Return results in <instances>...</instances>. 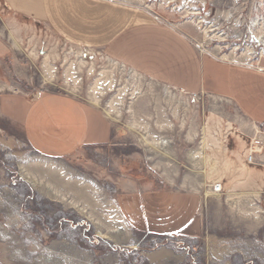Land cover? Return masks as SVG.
<instances>
[{
    "label": "rangeland",
    "instance_id": "374dc122",
    "mask_svg": "<svg viewBox=\"0 0 264 264\" xmlns=\"http://www.w3.org/2000/svg\"><path fill=\"white\" fill-rule=\"evenodd\" d=\"M127 2L183 24L201 52L241 62L264 59V0ZM13 22L14 15L0 3V28L12 32L8 25ZM23 39L20 53L7 59L11 80L36 95L59 89L73 66L80 94L108 115L115 138L103 147L50 158L29 145L19 126L0 116V264H264V240L243 230L226 191L205 198L204 232L197 239L134 232L115 203L118 190L133 186L126 180L159 186L145 161L148 152L158 149L154 143L164 129L173 139L164 137L165 146L187 151L181 137L191 127L213 123L229 130L232 109H217L218 102L207 96L160 88L96 51L67 45L44 24L34 23ZM248 48L253 53L242 59ZM50 55L54 60L48 62ZM50 64L58 74L52 82L47 81ZM260 139L249 141V148L254 145L264 156Z\"/></svg>",
    "mask_w": 264,
    "mask_h": 264
},
{
    "label": "crops",
    "instance_id": "0c3cea01",
    "mask_svg": "<svg viewBox=\"0 0 264 264\" xmlns=\"http://www.w3.org/2000/svg\"><path fill=\"white\" fill-rule=\"evenodd\" d=\"M0 3L15 17V22L8 25L14 31L0 28V116L19 126L37 153L66 158L84 148L109 145L115 138L108 115L80 94L73 66L66 69L59 89L36 95L22 91L11 80L7 59L20 53L23 34L30 32L34 23H41L67 45L96 51L160 88L207 96L218 102L217 109L233 111L228 115L229 130H222V126L220 130L213 123L204 128L191 127L181 137L187 151L178 152L157 143L169 137L164 129L155 141L158 149L148 152L145 161L146 170L155 173L159 186L142 187L129 179L125 183L132 182L133 186L117 191L115 203L129 229L165 237H201L205 198L218 194L214 185L220 183L228 203L236 205L243 230L264 240L263 152L255 154L253 163L248 161L249 141L262 138L264 126V59L241 62L201 52L183 24L127 1ZM13 35H20V40L12 39ZM53 58L50 55L48 62ZM47 69H52L47 79L52 82L58 74L51 64ZM15 72L18 74L17 69ZM164 120L160 122L168 125Z\"/></svg>",
    "mask_w": 264,
    "mask_h": 264
},
{
    "label": "built area",
    "instance_id": "2783aa9c",
    "mask_svg": "<svg viewBox=\"0 0 264 264\" xmlns=\"http://www.w3.org/2000/svg\"><path fill=\"white\" fill-rule=\"evenodd\" d=\"M261 131L264 133V126L262 127ZM256 153H259V151H257V149L253 146V148H251L250 154L248 155V161L250 163L254 162ZM214 191L217 193H221L222 192V185L220 183L215 184L214 185Z\"/></svg>",
    "mask_w": 264,
    "mask_h": 264
},
{
    "label": "bare ground",
    "instance_id": "6f19581e",
    "mask_svg": "<svg viewBox=\"0 0 264 264\" xmlns=\"http://www.w3.org/2000/svg\"><path fill=\"white\" fill-rule=\"evenodd\" d=\"M127 1H130V0H127ZM232 13V12H231ZM255 22H256V20H254ZM249 50H247L246 52H243V54H242V59H244L245 57H249L250 56V54H252L253 53V51H252V49L251 48H248ZM106 58V57H105ZM106 59H108V58H106ZM109 61H110V59H109ZM161 141L160 142H157V143H159V144H163V145H166V144H168V142H166L165 140V138L162 140V139H160ZM157 143H154V144H157ZM168 147H169V145H167ZM166 146V147H167Z\"/></svg>",
    "mask_w": 264,
    "mask_h": 264
}]
</instances>
